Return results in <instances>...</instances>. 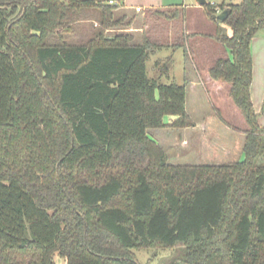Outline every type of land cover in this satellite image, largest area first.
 I'll list each match as a JSON object with an SVG mask.
<instances>
[{
	"label": "trees",
	"instance_id": "16d2710c",
	"mask_svg": "<svg viewBox=\"0 0 264 264\" xmlns=\"http://www.w3.org/2000/svg\"><path fill=\"white\" fill-rule=\"evenodd\" d=\"M110 1L0 0V264H139L135 250L150 248L179 249L181 264H264V125L251 93L264 0L204 6L212 20L229 9L231 35L205 34L227 51L209 75L248 126L243 157L222 164L170 163L148 134L194 125L187 85L161 82L172 55L149 77L160 39L106 35L133 22ZM170 9L152 13L184 11ZM85 10L98 26L70 43Z\"/></svg>",
	"mask_w": 264,
	"mask_h": 264
},
{
	"label": "rangeland",
	"instance_id": "374dc122",
	"mask_svg": "<svg viewBox=\"0 0 264 264\" xmlns=\"http://www.w3.org/2000/svg\"><path fill=\"white\" fill-rule=\"evenodd\" d=\"M183 1L179 0L175 4L182 8L180 5L184 3ZM207 1L221 3L224 0ZM225 1L240 3L242 0ZM196 2L197 0H185V4L188 5L187 9L184 8V11L180 9L182 14L176 22H172V26L167 23L164 26L165 18L153 14L154 10L127 11L121 7L120 3L115 12L117 16L124 15L127 20L132 18L136 27H143L144 31L147 30L149 33L158 31L159 35L163 34L161 41L165 43V48L151 55L147 61L149 77L162 76L161 65L157 67L156 64L172 55L173 60L168 64V72L161 77V82L170 83L176 80L180 84H186L189 89L187 111L191 115L194 125L182 129L163 127L148 130V134L153 139H158L157 141L165 148L169 162L173 164H222L238 161L241 159L240 155L246 137L244 132L248 126L240 108L228 95L229 86L222 82L214 83L208 79L209 68L215 59L225 55L227 51L221 43L205 35L210 33L231 35L232 30L229 25L212 20L206 13L205 5L196 6ZM191 16V22L193 21L195 25L190 29H194L197 35L188 40L185 48L182 47L173 53L174 49L167 46L179 40L185 30L184 25ZM83 17L92 20L75 23V31L64 34L68 42H86L93 35L98 26L93 19H96L98 14L91 12ZM146 25H149L147 26L149 29H146ZM128 28L129 26L125 25L116 26L107 30L106 35L129 32L134 35L135 41L142 40L143 31L131 32ZM51 40L54 42L58 38L55 36ZM251 46L254 49L252 50L254 78L252 100L256 112L259 113V123L264 125V28L255 34ZM193 67L198 68L195 75L200 84L188 88L187 78L190 80L196 78L192 73ZM172 119L171 116L165 117L167 122ZM135 253L139 264H176L180 259L179 249H137ZM56 260L58 264H63L60 257H57ZM179 264L181 263L179 262Z\"/></svg>",
	"mask_w": 264,
	"mask_h": 264
},
{
	"label": "crops",
	"instance_id": "0c3cea01",
	"mask_svg": "<svg viewBox=\"0 0 264 264\" xmlns=\"http://www.w3.org/2000/svg\"><path fill=\"white\" fill-rule=\"evenodd\" d=\"M179 0H123L122 2H120L121 3V7L123 8V9H126L127 11H135V10H137V7H140L141 8V10H144V11H148V10H158V9H162V10H168V9H170V8H173V7H175V6H178V5H176L175 4V2H178ZM184 3L183 4H181L180 6L182 7V8H185V9H187V4H185V0L183 1ZM193 5V4H192ZM195 5L196 6H199L198 5V2H196L195 3ZM91 12H96L97 14H98V17L95 19H93L94 21H95V23L98 25V20H99V13L96 11V10H85V11H83L82 12V18L83 19H81V20H79V21H77L76 23H78V22H81V21H83V22H87V21H90V20H92V19H86V17H83L84 15H86V14H91ZM188 15V14H187ZM142 16H143V14H142ZM191 18H192V16L189 18V21L186 23V25H184V28H185V30L183 31V33H182V35H188V34H190V33H193V32H196L194 29H190V28H192V27H194V25H195V23L192 21L191 22ZM177 19H179V18H176V19H173V20H169V19H164V26L166 25L165 23H167V25H171L172 26V22L174 21V22H176L177 21ZM222 24V23H221ZM147 26H149V25H146V29H149V28H147ZM128 30L129 31H131V32H138V31H143L142 32V40L141 41H139V42H142L143 41V38H144V36H150V35H152L153 37H155V38H158V39H160V40H162L163 39V34H161V35H159L158 34V31H153L152 33H149L147 30H145L144 31V28L142 27H139L138 28V26L136 27V24H135V22L133 21L132 22V24L131 25H129V28H128ZM155 30V29H154ZM65 40H66V38H65ZM163 44H164V47H163V49L165 48V43L163 42V41H161ZM173 44H175V43H173ZM173 44H168V46L167 47H170L171 46V48H173L172 46H173ZM252 47V46H251ZM180 48H178L177 50H179ZM177 50H174V52L173 53H176L177 52ZM252 50H254L253 49V47H252ZM160 51V50H159ZM226 51V50H225ZM252 53H253V51H252ZM167 58V57H166ZM197 69L198 68H196V67H193V69H192V73H193V75H195L196 74V71H197ZM208 75H209V73H208ZM188 77V76H187ZM195 77H196V75H195ZM209 78L208 79H210L211 81H213L214 83H218V84H220V81H217V80H214V79H212L211 77H210V75L208 76ZM187 80H188V82H189V86H188V88H191V87H196L197 85H199L200 84V81H199V79H198V77H196V78H194L193 80H190L189 78H187ZM253 82H254V78H253ZM202 83V82H201ZM204 83V82H203ZM210 83V82H209ZM213 83V84H214ZM253 85V84H252ZM219 87V86H218ZM251 93L253 94V90H252V86H251ZM188 95H189V89H187V99H188ZM253 96V95H252ZM255 105V104H254ZM158 140V139H157ZM161 144V143H160ZM162 145V144H161ZM241 158L243 157V150H242V153H241ZM62 260V259H61Z\"/></svg>",
	"mask_w": 264,
	"mask_h": 264
},
{
	"label": "water",
	"instance_id": "95a60500",
	"mask_svg": "<svg viewBox=\"0 0 264 264\" xmlns=\"http://www.w3.org/2000/svg\"><path fill=\"white\" fill-rule=\"evenodd\" d=\"M199 6H204L208 3L207 0H197ZM229 14V9H223L220 12L213 15V19L218 21L219 23H224L225 19Z\"/></svg>",
	"mask_w": 264,
	"mask_h": 264
},
{
	"label": "built area",
	"instance_id": "2783aa9c",
	"mask_svg": "<svg viewBox=\"0 0 264 264\" xmlns=\"http://www.w3.org/2000/svg\"><path fill=\"white\" fill-rule=\"evenodd\" d=\"M111 3H118V1L117 0H111L110 1ZM209 2V1H208ZM212 3V2H211ZM213 3H215V2H213ZM137 10H141V8L140 7H137ZM218 12H220V10H218ZM217 12V13H218Z\"/></svg>",
	"mask_w": 264,
	"mask_h": 264
}]
</instances>
